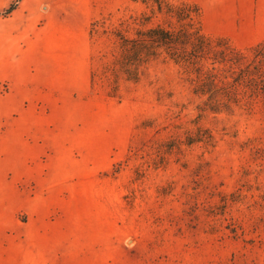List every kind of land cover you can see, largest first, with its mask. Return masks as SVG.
I'll use <instances>...</instances> for the list:
<instances>
[{"label": "rangeland", "instance_id": "1", "mask_svg": "<svg viewBox=\"0 0 264 264\" xmlns=\"http://www.w3.org/2000/svg\"><path fill=\"white\" fill-rule=\"evenodd\" d=\"M166 1L197 6L205 94L161 57L118 67L112 32L149 4L0 0L11 264H264V0Z\"/></svg>", "mask_w": 264, "mask_h": 264}, {"label": "trees", "instance_id": "2", "mask_svg": "<svg viewBox=\"0 0 264 264\" xmlns=\"http://www.w3.org/2000/svg\"><path fill=\"white\" fill-rule=\"evenodd\" d=\"M149 4L148 11L140 15V24L132 29V34L128 35L127 30L115 29L114 37L117 38L119 58L118 67L124 72L127 79L136 81L139 77L137 66L145 60L161 57L163 60L171 61L177 65L193 84V92L205 94L215 82V76H210L208 84H203L207 80L205 77L211 72L203 70L201 64L202 54L208 48L205 46L206 38L202 34L198 23L197 6L187 2L177 4L166 0H133ZM182 7H190L197 14L196 18L182 10ZM160 16L164 18L171 16L175 18L177 26H145V23ZM142 24V25H141ZM123 27L131 25L128 21H122ZM166 25V24H165ZM170 25V24H168ZM93 27V26H92ZM91 28L90 33H93ZM132 69L133 74H130ZM238 105V101H231ZM220 107V106H219ZM230 106L228 105V108ZM216 111V108H211Z\"/></svg>", "mask_w": 264, "mask_h": 264}, {"label": "crops", "instance_id": "3", "mask_svg": "<svg viewBox=\"0 0 264 264\" xmlns=\"http://www.w3.org/2000/svg\"><path fill=\"white\" fill-rule=\"evenodd\" d=\"M89 75L91 76V72L89 73ZM44 87L40 90L41 94L38 95L42 100L45 99L46 101H48L49 98L54 97V95H46V90H44ZM57 97L56 99H59V95H57ZM21 234V230H15L13 232L12 228L9 227L0 229V264H11V262L17 258V256L19 255L17 254V251L20 252L21 250V245H19V239L21 238ZM28 255L29 254H23L22 257L19 255L21 257V263L27 262L26 258H28Z\"/></svg>", "mask_w": 264, "mask_h": 264}]
</instances>
